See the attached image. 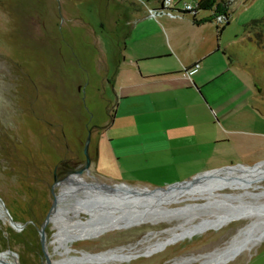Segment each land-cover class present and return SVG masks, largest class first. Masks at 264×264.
Instances as JSON below:
<instances>
[{
    "label": "rangeland",
    "instance_id": "rangeland-1",
    "mask_svg": "<svg viewBox=\"0 0 264 264\" xmlns=\"http://www.w3.org/2000/svg\"><path fill=\"white\" fill-rule=\"evenodd\" d=\"M173 1L182 8L200 0ZM224 1L218 13L216 4L197 11L212 22L214 14L229 19L227 26L215 31L213 24L202 33L218 51L189 81H205L199 96L210 125L203 167L264 169V0ZM156 2L0 0V253L15 255H0V264H46L38 230L52 192L58 196L70 188L59 205L79 209L85 197L109 192L104 184L113 183L98 165V153L114 116V74L142 50L128 35L141 30L137 14L145 10L149 16ZM161 16L181 23V18L155 17ZM176 31L196 39L188 26ZM150 33L147 45L163 43ZM88 131V173L53 187L55 165L64 162L76 170L84 164ZM121 183L150 193L157 189ZM160 210L88 228L78 225L90 220L86 214L50 221L45 227L49 264H264V173L238 178L224 189L198 190ZM233 240L232 253L221 263L210 257Z\"/></svg>",
    "mask_w": 264,
    "mask_h": 264
},
{
    "label": "crops",
    "instance_id": "crops-1",
    "mask_svg": "<svg viewBox=\"0 0 264 264\" xmlns=\"http://www.w3.org/2000/svg\"><path fill=\"white\" fill-rule=\"evenodd\" d=\"M158 7L156 2L151 8ZM175 15L181 23L165 16L149 18L144 10L137 14L141 22L136 26L142 25L141 30L128 35L143 48L114 74V116L104 129L105 139L98 153V165L113 182L158 188L206 172L203 165L208 162L210 122L199 96H203L205 81H189L198 76L194 66L204 65L218 51L202 36L214 23L211 17ZM182 24L195 32V40L176 31ZM150 31H155L163 43L147 45L146 40L153 36ZM148 63L166 64L153 69Z\"/></svg>",
    "mask_w": 264,
    "mask_h": 264
},
{
    "label": "water",
    "instance_id": "water-1",
    "mask_svg": "<svg viewBox=\"0 0 264 264\" xmlns=\"http://www.w3.org/2000/svg\"><path fill=\"white\" fill-rule=\"evenodd\" d=\"M90 138H91V131H88L83 146V155L85 157L84 164L76 170L72 169L70 174L81 176L84 173H88V169H90V165H91V159L88 153ZM232 167L235 166L222 167L214 170H209L206 172H202L199 175H203L204 173L205 174L214 173ZM196 176H193L191 178V181H194L196 179ZM110 183L113 184L111 185L104 184L105 188L109 191L108 193L101 192L99 194H94V196H87L84 198V200H82V202L79 203V207L84 209L86 211L85 214L90 218V220L87 222L88 225L96 226L106 222H111L115 218H120V217L131 218V217L140 216L141 214H144L146 216L147 215L153 216L162 212V210H160L161 207L160 205H162V201H160V196L157 199L155 197H152L151 196L152 193L150 192L147 194L146 193L144 194L142 192L143 193L142 194L140 192L141 190L139 191L138 189L130 187L121 182L112 181ZM183 183H185V181L178 182L177 184H183ZM56 185L57 183L54 182L53 187ZM162 189L163 188L158 187L156 190H153L152 192L159 191ZM52 195L54 198L52 205L48 213L46 214L40 229L38 230L40 246L43 255L45 257L46 264H49V258L46 253L45 227L49 223L51 213L56 205V195L53 192ZM11 226L18 227V224L11 222ZM7 254L15 258L14 253L8 251ZM14 264H17V262H15Z\"/></svg>",
    "mask_w": 264,
    "mask_h": 264
},
{
    "label": "bare ground",
    "instance_id": "bare-ground-1",
    "mask_svg": "<svg viewBox=\"0 0 264 264\" xmlns=\"http://www.w3.org/2000/svg\"><path fill=\"white\" fill-rule=\"evenodd\" d=\"M245 168L246 167L240 166V167L226 168L221 171L209 173V174H205V173L203 175L198 174L199 176H196V179L194 181H185V183L183 184L175 183L169 185L165 191H156V193H152L151 196L157 199L160 196V201H162V205L160 206L171 205L183 201L185 198H189L190 196H194V194L198 190L224 189L227 188L230 184H232L235 180H238V178L246 177L247 175L264 173L263 168H247L246 170H238ZM78 177L79 176L77 175L71 174L66 179L58 181L56 186L60 187L62 185H68L70 183H76L75 181ZM69 192H70V188H65L64 191L59 192L58 196H56V205L51 213L49 223L50 221L55 222L56 220H59L61 216L63 215L66 216L69 213H76V214L86 213V211L83 209L61 207L59 205V202H61L58 201L59 198L64 199L65 195L72 193ZM140 192H144V194L149 193L146 192L145 190H141ZM78 225L85 228H88L90 226L88 225L87 222L78 223ZM17 228H20V226H18ZM245 232H247V230H245L244 233ZM233 247H234V240L229 242L227 247H225L223 250L211 254L210 257L213 258L218 263H221L224 259H226L227 256H229L232 253L234 249ZM0 255L8 256L5 253H0Z\"/></svg>",
    "mask_w": 264,
    "mask_h": 264
},
{
    "label": "built area",
    "instance_id": "built-area-1",
    "mask_svg": "<svg viewBox=\"0 0 264 264\" xmlns=\"http://www.w3.org/2000/svg\"><path fill=\"white\" fill-rule=\"evenodd\" d=\"M159 3V8L156 10H152L149 13L150 17H155L158 14L167 15L170 18H174L175 13H188L193 15H197L198 5L191 6V5H184L182 8L178 7V3L174 2L173 0H156ZM215 13V12H214ZM228 16L224 13L222 14H214L213 22L217 26L226 25L228 22ZM197 67V65H195Z\"/></svg>",
    "mask_w": 264,
    "mask_h": 264
},
{
    "label": "trees",
    "instance_id": "trees-1",
    "mask_svg": "<svg viewBox=\"0 0 264 264\" xmlns=\"http://www.w3.org/2000/svg\"><path fill=\"white\" fill-rule=\"evenodd\" d=\"M224 2H225L224 0H200L198 2V10H210L216 4L215 13H218L217 9L219 10V8H221L220 5L223 4ZM195 16L196 15H193V18ZM255 26H257V23L254 22L251 24L250 28L253 29ZM256 37L258 43H260V37H261L260 34H256Z\"/></svg>",
    "mask_w": 264,
    "mask_h": 264
},
{
    "label": "flooded vegetation",
    "instance_id": "flooded-vegetation-1",
    "mask_svg": "<svg viewBox=\"0 0 264 264\" xmlns=\"http://www.w3.org/2000/svg\"><path fill=\"white\" fill-rule=\"evenodd\" d=\"M72 167L64 162H60L53 168V183L58 182L59 180H62L69 176V174L72 171Z\"/></svg>",
    "mask_w": 264,
    "mask_h": 264
}]
</instances>
